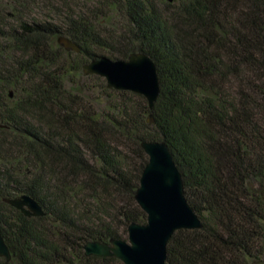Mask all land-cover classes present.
I'll return each mask as SVG.
<instances>
[{"label": "trees", "instance_id": "obj_1", "mask_svg": "<svg viewBox=\"0 0 264 264\" xmlns=\"http://www.w3.org/2000/svg\"><path fill=\"white\" fill-rule=\"evenodd\" d=\"M6 1L0 233L12 258L0 264H124L84 245L127 239L131 223H146L135 199L143 141L167 143L203 224L175 231L166 264L264 259V0H44L61 22L24 19L35 0ZM110 20L123 34L108 33ZM59 36L81 50L56 47ZM135 52L157 66L153 108L83 71ZM24 194L45 214L6 202Z\"/></svg>", "mask_w": 264, "mask_h": 264}, {"label": "water", "instance_id": "obj_2", "mask_svg": "<svg viewBox=\"0 0 264 264\" xmlns=\"http://www.w3.org/2000/svg\"><path fill=\"white\" fill-rule=\"evenodd\" d=\"M58 42L67 50L81 48L70 38L59 36ZM85 75H98L107 87L143 95L150 108L160 95V77L154 60L143 52H135L127 59L100 57L83 65ZM148 156L140 184L135 194L138 205L146 212L144 224L131 223L128 238H111L108 242L88 241L86 255L113 256L124 264H166L167 245L175 231L203 226L195 209L189 204L183 176L165 141H143ZM6 202L27 216L45 214L43 206L29 195L7 198ZM0 256L11 260V252L0 233ZM252 264H264V259Z\"/></svg>", "mask_w": 264, "mask_h": 264}, {"label": "rangeland", "instance_id": "obj_3", "mask_svg": "<svg viewBox=\"0 0 264 264\" xmlns=\"http://www.w3.org/2000/svg\"><path fill=\"white\" fill-rule=\"evenodd\" d=\"M76 1L82 2L83 0H76ZM109 1L110 0H108V2ZM52 2L55 6H58L61 8L62 5L57 0H54ZM6 6H9L7 4V1L6 0H3V2L1 1V3H0V15L1 14L3 15L4 13H6L10 10V9L6 10V8H5ZM50 9H51L50 6H48V4L45 3L44 0H35L34 3L24 6V9H23V11H21V13L24 16V19H28L30 21H32L34 19L37 21H44V20L48 19V17H52L53 19L60 21L59 16L54 14L53 12H51ZM108 12H110V11L108 10ZM111 13H112L111 16H116V14L114 12H111ZM118 20L120 21V18L116 19V21H118ZM112 22L113 21H111V20L108 21V25H107L108 26V33H111L112 36L113 35L118 36V34H123L122 29L120 30L118 28L117 24H113ZM7 23H12V24L16 25V20H14V19L7 20ZM54 43H55L56 47L61 46L59 44V42H57V39H55ZM95 82L96 81H94V80L88 81V83H90V84H93V83L96 84Z\"/></svg>", "mask_w": 264, "mask_h": 264}]
</instances>
